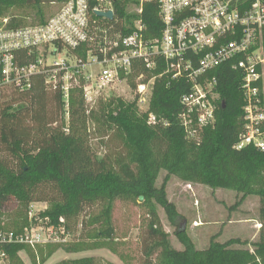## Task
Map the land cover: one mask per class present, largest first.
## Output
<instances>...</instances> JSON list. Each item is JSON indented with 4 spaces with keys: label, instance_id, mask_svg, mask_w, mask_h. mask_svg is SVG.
Here are the masks:
<instances>
[{
    "label": "trees",
    "instance_id": "trees-1",
    "mask_svg": "<svg viewBox=\"0 0 264 264\" xmlns=\"http://www.w3.org/2000/svg\"><path fill=\"white\" fill-rule=\"evenodd\" d=\"M65 1L0 0V18L11 8L32 7L37 10L33 24L43 23L46 18L41 7ZM132 2L113 0L114 20L111 23L114 28L128 34L133 20L141 18L146 36L157 37L161 23L156 3H145L142 13L135 15L126 8ZM9 19L15 26L22 25L14 16ZM215 74L219 96L216 125L205 130L200 143L186 140L176 122L181 110L179 100L189 88L184 81L169 87L165 86V79L154 84L149 111L168 120L170 126L167 128L147 126L146 115L138 114L133 102L114 101V98L99 104L98 118L96 111L86 116L79 94L71 96L68 123L65 124L61 95L47 91L39 77L33 79L29 90L0 92V211L14 202L20 209L19 218L21 210L27 213L22 225L13 223L11 227L20 230L40 222L51 226L57 225L60 219L66 225L84 215L95 203H102L106 210L96 224L104 229V238L111 239L114 230L108 214L113 203L123 199L139 200L140 197L147 201L154 198L155 192L157 203L169 220L174 221L177 215L174 205L167 201L162 189L156 191L154 187L158 172L165 169L181 179L205 184L213 190H232L243 197L257 196L261 228L254 242L212 240L204 250H197L192 241L180 233L178 239L183 249L175 250L168 234L155 219L148 226L149 242L143 249L145 260L142 264H264V153L250 147L232 150L241 125V80L227 65ZM92 117L123 141L124 156L108 162L105 157L98 158L89 148L87 132L93 124ZM36 203L50 204V210L29 221L30 206ZM82 224L87 225V222L82 221ZM19 247L23 246L3 247L10 264L17 263ZM62 247L68 252L79 251V244ZM72 264H93V260L82 259Z\"/></svg>",
    "mask_w": 264,
    "mask_h": 264
},
{
    "label": "built area",
    "instance_id": "built-area-1",
    "mask_svg": "<svg viewBox=\"0 0 264 264\" xmlns=\"http://www.w3.org/2000/svg\"><path fill=\"white\" fill-rule=\"evenodd\" d=\"M148 2L156 3L161 23L153 38L146 36L141 18L133 20L128 34L116 30L113 0H67L43 23L25 26L0 18V92L29 90L39 77L47 91L61 95L65 124L74 94L90 116L101 102L129 93L144 110L147 126L167 128L168 120L149 111L154 84L184 81L189 88L179 100L176 122L186 140L200 143L205 130L216 125L215 73L227 65L239 74L242 94L232 150L264 153V0H133V13L141 14ZM108 11L112 21L95 14ZM70 240L63 219L20 230L0 224V264L5 246L35 248Z\"/></svg>",
    "mask_w": 264,
    "mask_h": 264
},
{
    "label": "rangeland",
    "instance_id": "rangeland-1",
    "mask_svg": "<svg viewBox=\"0 0 264 264\" xmlns=\"http://www.w3.org/2000/svg\"><path fill=\"white\" fill-rule=\"evenodd\" d=\"M58 5L44 4L40 11L48 19ZM126 8L133 13L136 6L128 3ZM36 12L32 7H14L3 17L14 16L22 22L21 26H25L34 23ZM121 94L113 100L132 103V95ZM135 108L138 114L145 115L142 108L136 105ZM95 115L98 118L100 111H96ZM96 119L92 117L93 124L87 132L89 148L98 158L105 157L108 162L124 156L126 149L123 141L109 128L101 126ZM154 187L156 191L162 189L167 201L174 205L177 214L174 221L169 220L164 209L157 203V192L154 198L147 201L117 200L108 214L110 227L114 230L113 237L106 239L103 236L104 229L96 224L106 207L102 203H95L84 215L66 223L71 235L72 243L69 244H79V251L68 252L62 247L69 244L40 245L35 248L23 246L18 248V260L14 264H72L90 258L93 264H142L145 260L143 249L149 242L148 226L155 219L162 231L168 234L171 247L175 250L183 249L178 239L180 233H184L197 250L206 249L212 240L221 243L232 239L254 242L258 238L261 224L257 196L243 197L232 190H213L205 184L181 179L165 169L158 172ZM46 210H50V204H32V213L28 219ZM19 211L18 204L14 202L5 205L0 211V224L8 227L13 223L22 225L27 213L21 210L22 216L19 218ZM82 221L87 222V225H83ZM1 264H10L9 259L5 258Z\"/></svg>",
    "mask_w": 264,
    "mask_h": 264
},
{
    "label": "water",
    "instance_id": "water-1",
    "mask_svg": "<svg viewBox=\"0 0 264 264\" xmlns=\"http://www.w3.org/2000/svg\"><path fill=\"white\" fill-rule=\"evenodd\" d=\"M95 14L99 18H105V19H107L109 21L113 20V13L111 11H108V12H96ZM139 200L141 201L142 197H140Z\"/></svg>",
    "mask_w": 264,
    "mask_h": 264
}]
</instances>
